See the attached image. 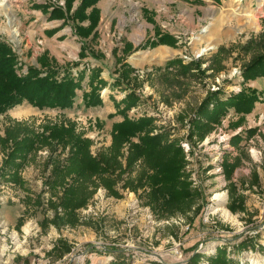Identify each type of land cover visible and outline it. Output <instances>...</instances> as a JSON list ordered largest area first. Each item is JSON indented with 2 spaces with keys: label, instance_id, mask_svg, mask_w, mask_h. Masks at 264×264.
I'll return each instance as SVG.
<instances>
[{
  "label": "rangeland",
  "instance_id": "rangeland-1",
  "mask_svg": "<svg viewBox=\"0 0 264 264\" xmlns=\"http://www.w3.org/2000/svg\"><path fill=\"white\" fill-rule=\"evenodd\" d=\"M37 1L7 0L6 8L0 7V39L9 42L16 51L19 73L25 74L33 65L39 67L38 59L47 54V50L50 55L54 53L57 56V68L61 74L70 68L76 75L85 67L89 74V69L103 61L108 69L113 70L121 58L127 57V62L136 71L132 73L130 84L125 82L126 91H135L141 99L139 112L130 111L128 115L131 119L153 118V134L167 131L170 138L181 145L186 155L189 181L192 188L200 193L198 204L201 209L197 215L191 213L158 221L136 194L120 189L123 197L117 199L100 187L89 205L79 211L81 223L78 226H51L44 230L41 221L47 216L52 218L53 212L35 208L33 202L41 193L45 204L50 197L45 186L51 170L45 161L50 153L43 149L22 172L25 188L0 179V254L3 260L10 264H208V257L214 255L218 247L226 246L229 256L240 264H264V118L248 117L246 120V116L237 115L242 118L234 122L236 118L232 116L235 112L231 111L202 141L190 138L189 123V118L208 92L223 89L230 95L249 88L246 84L250 81L242 85V69L259 50L252 48L247 52L243 46L251 37L264 32V0H241L234 4L226 0L210 19L206 20L205 16L200 22L197 19L189 22L180 12L178 1L104 0L99 5L103 17L98 26L99 35L96 34L100 41L97 40L92 47L95 56L86 61L80 59L84 56L80 52L82 41L72 37L65 40L64 36L59 39L46 36L43 39V28L52 29L59 22H48L44 26L41 20L35 22L32 10L36 9ZM40 1L61 7L66 2ZM78 4L77 1L75 6ZM148 6L173 12L171 22L161 28L169 32L171 38L172 34L177 36L173 39L174 44L180 42L182 55L179 58L184 63L200 61L202 68L207 70V77L178 79V83H170L168 80L174 70H170L169 76L155 74L156 67L164 68L174 58L168 55L169 60L166 61L168 57H158L165 51V45L151 46L158 40H150V32L146 33L141 14ZM247 11L255 16L252 25L246 17ZM152 20L155 21L154 16ZM155 27L150 26L152 37ZM124 40L134 47L129 54L123 50ZM209 43L213 47L206 53L196 54L197 49H204ZM143 45L148 46L140 48ZM220 48L224 50L219 51ZM47 58L51 60L48 54ZM80 62L82 65L73 66ZM209 66L214 67L215 73L208 70ZM127 92L116 90L112 96L120 101ZM81 94L78 92L72 109L63 111L40 110L24 102L0 116V134L4 135V128L10 120L38 128L47 123L71 120L76 123L78 132L93 141L92 153L96 155L111 145L113 124L121 122L122 118L115 115L113 98L107 99L101 108H86L80 101ZM255 128L256 133L249 137L248 131ZM239 134L244 138L237 147L231 139ZM128 147L124 148L125 156ZM5 155L0 149V166ZM224 160L235 164L231 180L226 178ZM218 195H221L219 200L216 198ZM237 197L243 198V212H233L229 207ZM23 216L24 225L19 230L16 225ZM60 240L72 248L70 253L76 256L73 260L66 259L70 253L62 256L61 250L51 252ZM244 240L251 241L252 246L239 251L237 246ZM195 254L197 258L193 260Z\"/></svg>",
  "mask_w": 264,
  "mask_h": 264
},
{
  "label": "trees",
  "instance_id": "trees-1",
  "mask_svg": "<svg viewBox=\"0 0 264 264\" xmlns=\"http://www.w3.org/2000/svg\"><path fill=\"white\" fill-rule=\"evenodd\" d=\"M75 1L66 0L67 16H70ZM99 1L81 0L71 14V19L79 22L89 19L90 26L94 29L100 20V11L96 7ZM90 8L91 12L87 15L86 12ZM54 14L57 18L65 17L60 8H56ZM93 37L96 38V34ZM174 42L173 38L164 35L157 42H152L151 46L169 45ZM147 46L140 48L145 49ZM252 48H257L259 53L242 69L243 86L249 81L264 78V32L257 37H251L243 46L247 52ZM222 50L224 48L219 49ZM38 64L39 67L30 66L25 74H20L16 51L9 42L0 39V116L24 102L40 110H70L74 107L78 91L82 90V83L87 77L92 89L83 94L85 106L90 108L103 104L100 89L105 82L99 78L95 68L89 69L87 74L85 67L76 75L67 68L61 74L47 58L46 53L38 59ZM73 66L78 67L80 63H74ZM121 66L119 77L123 82L130 84L132 73L136 70L130 65ZM209 69L215 73L213 66H209ZM170 70L175 72L168 80L170 83L177 82L178 79L184 81L200 76L207 77V70L202 68L200 61L184 63L181 58L168 61L164 68L156 67L154 72L157 75L169 76ZM116 84L122 85L120 81H116ZM127 89L126 86H121L118 90L127 92ZM140 101V96L131 90L122 100L116 102L117 114L122 117V121L113 124L111 145L96 155L92 153L93 141L78 132L76 123L71 120H67V123H47L39 128L26 122L9 121L4 128V135L0 134V149L6 154L0 166V179L3 182L25 188L23 170L39 151L48 149L50 153L45 161L46 167H51L45 182L50 197L47 204L44 202L43 193L33 199L35 208L53 212L52 218L47 216L41 221L44 230L51 226H78L81 223L79 211L89 205L100 187L104 188L109 196L117 199L123 197L120 189L136 194L142 205L149 208L158 221L188 216L191 213L197 215L200 212V193L192 188L189 181L186 173V155L181 145L172 140L167 131L153 134V118L129 117V112L138 108ZM259 101V94L251 88H244L230 95L224 93L223 89L208 92L189 118L190 138L204 140L231 111L241 116L248 115ZM256 130L250 129L248 136L252 137ZM241 138L242 136L236 135L231 139V143L238 147ZM135 139L137 141H134ZM126 145L129 147L125 156ZM223 168L226 178L231 180L235 164L224 160ZM234 202L229 206L231 211L245 210L243 198L237 197ZM24 221V216L18 220L16 227L19 230ZM251 246V241L244 240L237 247L242 251ZM71 249L64 240H60L51 252L61 250L60 255L64 256L69 254ZM195 258L196 254L192 259ZM208 264L240 263L229 256L226 246H220L214 255L208 257Z\"/></svg>",
  "mask_w": 264,
  "mask_h": 264
},
{
  "label": "crops",
  "instance_id": "crops-1",
  "mask_svg": "<svg viewBox=\"0 0 264 264\" xmlns=\"http://www.w3.org/2000/svg\"><path fill=\"white\" fill-rule=\"evenodd\" d=\"M49 3H52L51 0H47ZM81 2V0H76L73 3V8L71 10L70 16H67L66 13V7H61V6H50L49 4H47L46 1H40L38 0L37 2H35L37 4L36 9L32 10V12L35 13V22H37L38 20L42 21V25L44 26L45 24H47L48 22H59V24L57 26H54L52 29H47V28H43L44 30L42 31L43 33V39L45 40L46 36H56L57 39L61 38L62 36H64L63 38L68 39L69 37H72L74 40L77 41H82V46H81V50L82 54H84V56L82 58H80L82 61H86V60H90V57H94V53H93V46L95 47L94 43L99 40L98 37H96V40H93V36L94 34H98V26L100 24V21L103 17V11L100 8V3L104 0H100L96 7L97 9L100 11V20L97 24V26L92 29L91 25V21L89 19L83 21V22H79V21H74L71 19V14L77 9V7L79 6V4L77 6H75L76 2ZM168 0H163L164 3H166ZM170 2H176L178 1L181 4V8H180V12L184 14V16L187 17V20L190 21H194L197 19L198 22L203 21L204 17L207 16L206 20L210 19V16H213L216 9L221 6L226 0H169ZM65 2V0H64ZM166 6V5H165ZM56 8H60L62 9V11L65 13V17L64 18H57L56 14L53 15V11ZM91 12V8L87 10V15L90 14ZM157 13V15L155 13ZM142 14V19L144 18V26L146 28V33L150 32L149 34V38H151L150 40H155L157 41L158 39H160L162 36L164 35H168L169 32L163 30L161 27L164 26L165 23L167 22H171L172 20V11H167V10H157L155 9V7H145L144 11L142 10L141 12ZM152 16H154V20H152ZM44 20V22H43ZM73 26H72V24ZM150 26H156L155 27V31H154V37H152V30L150 28ZM158 26V28H157ZM79 28V29H77ZM157 28V29H156ZM47 29V30H45ZM70 33V34H68ZM171 34V33H170ZM172 38H176L177 36L172 34ZM30 37H33V35H30ZM100 41V40H99ZM150 41V42H151ZM180 42H176L175 44L170 43L169 45H165L163 46V49L165 51L160 52L158 57L159 58H163L165 59L166 57H168V55H173L170 58H179L182 54L181 51H179ZM124 47L123 50L129 51L128 54L130 52H132L134 50V47L132 46L131 42H128L126 40L123 41ZM51 50V49H50ZM122 50V53L124 55V51ZM52 51V50H51ZM47 54L48 56L51 58V62H53L54 66H58L56 62H58L57 56L55 55H50L49 50H47ZM56 54V53H55ZM127 54V53H126ZM166 55V56H165ZM118 58H121V56L119 55ZM53 59V60H52ZM169 60V57L166 58V61ZM33 64V63H32ZM80 64L82 65V62H80ZM106 62L103 61L102 63L97 64L94 68V70L96 72L99 73L100 75V79L103 80L105 82V85L103 87H101L100 89V95L103 101V104L100 106H97L99 108L103 107L106 103L107 99H114L115 97L112 96L114 94V91L118 90L119 88H121V86H125V82H123L120 79V71H121V65L125 64V65H130L132 68H134L129 62H127V57L126 58H121L120 59V63L117 64V67H114L113 70L108 69L105 66ZM116 81H120V83L122 84L121 86H118L116 84ZM122 81V82H121ZM96 85V83H95ZM247 87L256 90L257 93L259 94V98L260 101L257 102L255 104V107L253 109V111L248 114L245 115L246 116V120L248 119V117H252L253 119L256 118H264V78H259L256 79L254 81H250L249 83L246 84ZM92 87L89 84V79L88 77L85 79V81H83L82 83V90L78 91V92H82L81 96H80V101L84 103L83 100V94L84 93H89L91 91ZM114 102V107H115V115L117 114V107H116V102H119L118 100H113ZM85 105V104H84ZM86 107V106H85ZM97 107H90V108H97ZM87 108V107H86ZM233 113V112H232ZM120 116V115H118ZM237 114L233 115V119L236 118V120H234V122H236L238 119H240L239 117H236ZM121 117V116H120ZM122 118V117H121ZM233 122V121H232ZM239 126V125H238ZM237 126V127H238ZM243 127V126H242ZM242 127H239L238 129L240 131H242ZM239 136H242V138H244L243 134H239ZM3 255L0 254V264H10L9 262H6L3 260ZM15 263V262H13Z\"/></svg>",
  "mask_w": 264,
  "mask_h": 264
},
{
  "label": "bare ground",
  "instance_id": "bare-ground-1",
  "mask_svg": "<svg viewBox=\"0 0 264 264\" xmlns=\"http://www.w3.org/2000/svg\"><path fill=\"white\" fill-rule=\"evenodd\" d=\"M7 0H0V7L1 8H6V4H7V2H6ZM231 1H233V4L234 3H238V2H240L241 0H231ZM260 6H261V4H260ZM248 12V11H247ZM246 17H247V19H248V22H249V25H252V24H254L255 23V16H254V14L252 13V12H248L247 14H246ZM17 34H15V36H16ZM16 38V37H15ZM211 47H213L212 46V44L211 43H209L208 45H207V47L206 48H202V49H197L196 50V54L197 55H203L204 53H206V51H208V49L209 48H211ZM220 196L221 195H218L216 198H217V200H219V198H220Z\"/></svg>",
  "mask_w": 264,
  "mask_h": 264
},
{
  "label": "built area",
  "instance_id": "built-area-1",
  "mask_svg": "<svg viewBox=\"0 0 264 264\" xmlns=\"http://www.w3.org/2000/svg\"><path fill=\"white\" fill-rule=\"evenodd\" d=\"M186 59H189V60H192V58H188V56H185ZM143 73V72H142ZM143 76H144V73H143ZM121 96H124V93L121 94ZM139 107L138 108H135V109H132L131 110V113H138L139 112ZM141 115V114H140ZM2 225H0V228H1ZM3 232L1 231V234ZM1 237V236H0ZM76 256H73V253H70L68 257H66V259L68 260H73ZM58 264H64V263H58ZM243 264V263H242Z\"/></svg>",
  "mask_w": 264,
  "mask_h": 264
},
{
  "label": "water",
  "instance_id": "water-1",
  "mask_svg": "<svg viewBox=\"0 0 264 264\" xmlns=\"http://www.w3.org/2000/svg\"><path fill=\"white\" fill-rule=\"evenodd\" d=\"M200 57V56H199Z\"/></svg>",
  "mask_w": 264,
  "mask_h": 264
}]
</instances>
